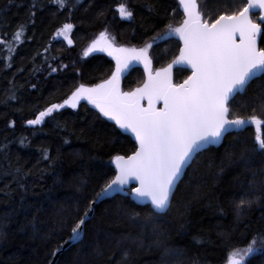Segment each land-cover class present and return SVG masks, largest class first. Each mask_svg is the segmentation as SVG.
<instances>
[{
  "label": "trees",
  "instance_id": "trees-1",
  "mask_svg": "<svg viewBox=\"0 0 264 264\" xmlns=\"http://www.w3.org/2000/svg\"><path fill=\"white\" fill-rule=\"evenodd\" d=\"M197 2L210 19L245 0ZM120 3L132 11L131 18L120 16ZM252 17L258 21V13ZM183 18L178 0H67L63 8L55 0H0V41H8L20 24L30 37L11 40V52L9 44H0V264H50L87 199L114 177L113 157L136 149L132 136L88 101L65 105L40 125L27 120L63 103L80 84L95 85L111 74L114 63L106 55L83 54L101 32L124 46L153 43L152 64L160 68L179 55L180 41L154 38ZM65 23L73 25L72 45L56 36ZM144 73L134 67L124 89L140 85ZM189 74L179 67L174 80ZM262 88L264 73L229 102V117L264 120ZM256 135L251 124L198 153L165 213L125 195L95 204L83 238L62 252L57 264H227L232 249L243 250L253 239L245 264H264V151L256 146ZM242 190L253 202L238 212Z\"/></svg>",
  "mask_w": 264,
  "mask_h": 264
},
{
  "label": "snow or ice",
  "instance_id": "snow-or-ice-1",
  "mask_svg": "<svg viewBox=\"0 0 264 264\" xmlns=\"http://www.w3.org/2000/svg\"><path fill=\"white\" fill-rule=\"evenodd\" d=\"M55 2L63 8L67 0ZM179 3L185 13L183 22L177 26L168 24L167 31L154 38L158 43L175 33L183 42L179 56L166 67L153 73L152 59L148 54L152 43L140 48L116 46L106 31L101 32L83 54L87 56L94 50H101L114 56L116 68L112 75L92 86L80 84L63 103H52L39 111L34 119L27 120L28 125H40L57 109L65 105L76 108L81 99H86L104 116L114 120L120 129L130 130L138 142V147L130 155L113 157L116 174L87 199L82 215L70 230V240L80 237L82 226L101 198L121 190V186L132 180L138 182L132 192L139 198L149 199L153 210L168 209L185 166H190L202 148L217 142L231 129L254 123L256 146L264 151V136L260 134L264 120L257 115L228 118L230 97L244 89L257 73L264 72V47H259L257 42L264 34V0H245L235 10L221 11L210 19L204 18L197 0H179ZM117 7L121 17L133 16L126 4L120 3ZM257 7L262 10L259 22L251 15L252 9ZM29 15L35 13L30 10ZM72 28V24L65 23L56 35L66 37L71 44L73 41L68 33ZM27 31V26L20 24L7 34L9 40L0 41V44H9L11 52L10 41L20 40L22 35L30 38ZM132 60L143 61L148 78L140 87L124 92L120 88V78ZM181 63L191 66V75L182 83H174L173 65ZM261 91L264 92V88ZM252 202L249 193L242 190L238 212L251 207ZM255 243L253 239L243 250L232 249L227 264H245V257L253 252ZM56 251L59 249H54L52 254L55 255ZM128 255L123 253L125 258Z\"/></svg>",
  "mask_w": 264,
  "mask_h": 264
},
{
  "label": "water",
  "instance_id": "water-1",
  "mask_svg": "<svg viewBox=\"0 0 264 264\" xmlns=\"http://www.w3.org/2000/svg\"><path fill=\"white\" fill-rule=\"evenodd\" d=\"M181 6H182V5H181ZM182 8H183V6H182ZM253 12H259V13H260V14H259V17H258V20H259L260 17H261L262 10H261L259 7H257V8L252 9L251 14H252ZM178 37H179V36H178ZM179 39H180V38H179ZM260 39H261V37H258V41H257V42H258V46H259V47H260ZM180 42H181V47H182V46H183V42H182L181 40H180ZM181 47H180V48H181ZM93 53H102V54L107 55V56H108L111 60H113V62H114V69H113L112 73L115 71V68H116V59H115L114 56L109 55L107 51H101V50H94ZM178 56H179V55H178ZM178 56H177V57H178ZM137 65H139V66L143 67L144 69H146L145 66H144L143 61H140V60H132L131 63H130V65H129V67H128L126 70H124V72L122 73L121 78H120V88H121L122 91H123L122 85H123V80H124V78H125L126 75L130 72V70H131L134 66H137ZM178 66H182L183 68H186V69H188L190 72H192V70H191V66L188 65L187 63L174 64V65H173V68H172V79H173L174 68H175V67H178ZM151 69H152V66H151ZM145 72H146V80H147V78H148V70L146 69ZM112 73H111V75H112ZM153 73H154V72H153ZM263 73H264V72H259V73H257L256 76L253 77V78L249 81V83H250L252 80H254V79L260 77ZM111 75H110V76H111ZM190 75H191V74H190ZM190 75H189V76H190ZM110 76H109V77H110ZM109 77H108V78H109ZM108 78H107V79H108ZM107 79H106V80H107ZM181 83H182V82H181ZM249 83H248V84H249ZM248 84H247V85H248ZM247 85H246V86H247ZM88 86H89V85H88ZM90 86H92V85H90ZM246 86H245V88H246ZM245 88L242 89V90H240V91H238V92H236V93H234V95H233L232 97H230L229 102H230V101H231V100H232V99H233L238 93H242V92L245 90ZM83 101H87V100H86V99H81L80 102L78 103V105H79L81 102H83ZM88 103H89L93 108L97 109V110L100 112V110H99L95 105L91 104L89 101H88ZM78 105H77V106H78ZM69 106L71 107V105H69ZM100 113H101V112H100ZM101 114L103 115V113H101ZM103 116H104V115H103ZM104 117H106V116H104ZM106 118H107L108 120H110V121H112V122L115 123V121L112 120V119H110L109 117H106ZM228 118H229V113H228ZM229 119H231V118H229ZM115 124H116V123H115ZM251 124H254V123H249V124H247V125H245V126H243V127H241V128H238V129H231V130H229V131L226 132V133L224 134V136L221 137L217 142L205 146V147L202 148L198 153L202 152L203 150H205V149H207V148H209V147H211V146L218 147L219 145H221V143L223 142L225 136H226L228 133H231V132H239V131L245 130V129H246L248 126H250ZM254 125H255V124H254ZM117 126H118V125H117ZM118 127H119V126H118ZM121 130L124 131V132L127 133V134H130V135L132 136V139H133V141H134V143H135V145H136V148H137V147H138V142L136 141L135 135H134L130 130H128V131H126V130H124V129H121ZM198 153H197V154H198ZM197 154H196V155H197ZM196 155H195V156H196ZM194 158H195V157H194ZM191 163H192V162H190V164H191ZM112 166L114 167L115 174H116L117 169H116V164H115L114 159L112 160ZM188 167H189V165H186V166H185L184 171H183L181 177H180L179 180L177 181V184H176V186H175L174 192H175V190H176V188H177L179 182H180L181 179L183 178V176H184V174H185V172H186V170H187ZM137 186H138V182L135 181V180H132V181H130L128 184L121 186V190H118V191H116V192L109 193V194L106 195L105 197L101 198L97 203H99V202H101V201H103V200H105V199H107V198L115 197L116 195H125V196H130V198H131L135 203H137L138 205H149L150 207H152V209H154V206L152 205V203H151V201H150L149 199H147V198H139V197L136 196V194H135L134 192H132V189H134V188L137 187ZM172 197H173V196H172ZM172 197H171V200H172ZM97 203H96V204H97ZM170 204H171V202H170ZM167 210H168V209L163 210V211H158V210H154V211H156V212H158V213H165ZM93 213H94V212H90V213H89V218L85 221V223H86L90 218H92ZM82 227H83V232L81 233L80 237H79L77 240H74V241H73V240H70V239H67V240L64 242V244L59 248V251H56V253H55V255H54V257H53V259H52V261H51L50 264H57L58 258H59V256L61 255V253L64 252L65 250H67V249H68L69 247H71L72 245L78 243V242L83 238V235H84V227H85V225H83Z\"/></svg>",
  "mask_w": 264,
  "mask_h": 264
},
{
  "label": "rangeland",
  "instance_id": "rangeland-1",
  "mask_svg": "<svg viewBox=\"0 0 264 264\" xmlns=\"http://www.w3.org/2000/svg\"><path fill=\"white\" fill-rule=\"evenodd\" d=\"M198 3V2H197ZM185 19V16H184V18L182 19V21L180 22V23H182L183 22V20ZM179 23V24H180ZM179 24H174L173 26H177V25H179ZM167 31V30H166ZM171 36H178V35H176L175 33H173ZM108 38H109V36H108ZM110 39V38H109ZM116 46H120L121 44H118L117 42H114V41H112ZM153 44V43H152ZM126 47H129V46H126ZM129 48H131V47H129ZM136 48H140V47H136ZM150 50H151V48L148 50V54H149V56H150ZM151 57V56H150ZM152 65V64H151ZM167 66V65H166ZM166 66H164V67H166ZM146 69H144V71H145ZM154 72V71H153ZM155 73V72H154ZM145 74V79H144V81L146 80V72L144 73ZM144 81L140 84V85H138L137 87H140L143 83H144ZM137 87H134L133 88V90L135 89V88H137Z\"/></svg>",
  "mask_w": 264,
  "mask_h": 264
},
{
  "label": "flooded vegetation",
  "instance_id": "flooded-vegetation-1",
  "mask_svg": "<svg viewBox=\"0 0 264 264\" xmlns=\"http://www.w3.org/2000/svg\"><path fill=\"white\" fill-rule=\"evenodd\" d=\"M57 38L60 39L61 41H65V39H66V37H64V36H59V37L57 36Z\"/></svg>",
  "mask_w": 264,
  "mask_h": 264
}]
</instances>
